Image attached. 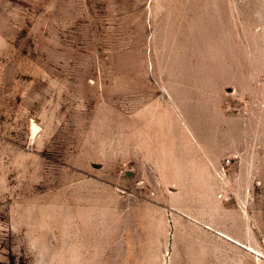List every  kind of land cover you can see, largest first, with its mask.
Returning a JSON list of instances; mask_svg holds the SVG:
<instances>
[{"label":"rangeland","instance_id":"374dc122","mask_svg":"<svg viewBox=\"0 0 264 264\" xmlns=\"http://www.w3.org/2000/svg\"><path fill=\"white\" fill-rule=\"evenodd\" d=\"M11 256L264 264V0H0Z\"/></svg>","mask_w":264,"mask_h":264},{"label":"trees","instance_id":"16d2710c","mask_svg":"<svg viewBox=\"0 0 264 264\" xmlns=\"http://www.w3.org/2000/svg\"><path fill=\"white\" fill-rule=\"evenodd\" d=\"M1 264H25L24 261H17L15 256H11L8 263H1Z\"/></svg>","mask_w":264,"mask_h":264},{"label":"bare ground","instance_id":"6f19581e","mask_svg":"<svg viewBox=\"0 0 264 264\" xmlns=\"http://www.w3.org/2000/svg\"><path fill=\"white\" fill-rule=\"evenodd\" d=\"M219 234H221V235H223L225 238H227V239H229V240H231V241H235L234 240V238H232L231 236H229V235H227V234H225V233H223V232H218ZM236 242V241H235ZM238 243V242H237Z\"/></svg>","mask_w":264,"mask_h":264}]
</instances>
